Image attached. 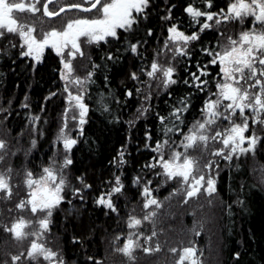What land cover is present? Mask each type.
I'll return each instance as SVG.
<instances>
[{
	"label": "snow or ice",
	"instance_id": "6c2138e0",
	"mask_svg": "<svg viewBox=\"0 0 264 264\" xmlns=\"http://www.w3.org/2000/svg\"><path fill=\"white\" fill-rule=\"evenodd\" d=\"M148 7L149 0H0V39L14 36L16 43L10 46L19 47L21 56L31 58L36 63L41 62L46 50L54 51L62 65L59 74L64 82L62 93L66 103L56 137L63 147V157L59 162L50 158L49 164L42 166L38 175L32 171L26 172L27 199L16 204L18 210L30 212L33 219L20 216L10 226L2 225L4 231L16 241H29L27 248L10 256V264H66L60 252L46 247L44 238L49 231L53 209L65 199V170L73 163L70 154L78 143V137L72 138L71 133L78 129L79 135H83V125L89 111L85 98L89 86L95 83L93 77L101 67L90 61V70L81 76L77 74L74 61L78 57H85L82 44L98 46L102 42L108 43L109 38L119 40V30L132 32L141 18H147L145 10ZM175 7L171 5L166 10L167 15L162 17L169 23L162 47L154 51L150 62L146 63L141 58V67L138 72H132L130 78L143 85L137 87L135 92L137 95L145 93L144 100L149 102L152 99V84L155 83L157 89L167 91L178 83L174 78L178 58L189 61L183 83L190 91L170 106L167 115L156 113L161 136L153 144L145 145L154 155L144 165L145 169L155 172L156 177H164L165 181H179V191L183 193L184 203H187L201 195L212 197L216 194L214 174H219V160L231 161L234 157L254 153L256 145L264 142V137L256 131L257 126L264 131V0H227L224 7H217L214 0H189L183 11L191 18V34L181 31L182 25L173 22L172 9ZM213 8L217 10L213 11ZM73 10L78 14L92 15L65 19L59 29L51 27L46 31L35 27L33 18H58ZM16 14H24L26 18L21 19ZM30 19L33 20L31 24L28 22ZM229 23L239 24L241 30L226 35L220 28ZM208 30L214 32V42L199 49L207 61H195V71H191L193 54L190 45L200 42L201 34ZM147 35H153L151 29ZM144 43L146 41L129 42L127 50L140 56L139 48ZM102 59L114 61L117 57L109 52ZM142 76L147 79L142 80ZM194 93L202 95L203 101L198 109V117L189 123L187 114L193 107L191 98ZM56 95L53 92L46 99ZM126 95L131 97L133 91L128 90ZM168 95L171 96V92ZM99 103L105 111L108 110L103 95ZM150 110L149 104L137 111L143 116ZM29 119L33 127L40 121L37 115ZM70 122L76 128H70ZM146 139L151 141V134H146ZM31 143L33 147L36 146V140L33 139ZM5 149V141L0 140V152ZM193 151H198L199 155H191ZM124 154V150L118 154V170L119 165L126 163ZM4 158L0 154V161ZM11 171L9 168L6 172H0V199L12 198ZM78 179L83 184L82 178ZM132 183L138 188L142 186L138 193L142 215H128L126 224L131 231L125 237L123 247L117 249L130 260L134 259L133 252L137 248H142L145 253L161 250L159 242L154 247L150 246L158 235L155 227L150 235L139 231L144 222L154 223L157 210L162 206L153 195L157 189L152 186L153 180L141 176L134 177ZM109 185V190L99 195L96 203L118 213L113 197L123 195L125 186L121 175L114 174ZM91 187L83 185L84 189ZM82 191L81 188H74L72 194L83 201ZM30 228L34 230L30 231ZM141 237L144 245L149 246L141 244ZM115 239L120 240V236ZM169 251L178 255L173 264H201L198 250L192 242H189V246L179 249L172 247ZM89 260L92 264H99L92 257Z\"/></svg>",
	"mask_w": 264,
	"mask_h": 264
},
{
	"label": "trees",
	"instance_id": "16d2710c",
	"mask_svg": "<svg viewBox=\"0 0 264 264\" xmlns=\"http://www.w3.org/2000/svg\"><path fill=\"white\" fill-rule=\"evenodd\" d=\"M188 2L189 0H157L145 11L147 18H141L140 22L134 25L132 32L122 30L118 34L119 40L111 39L108 43L93 45L85 65L78 63L76 66L75 64L78 72L81 73L90 70V61L101 67L93 77L95 83L89 86L88 96L85 98L89 111L86 123L83 125V135H79L76 130L71 133L72 136L78 137V143L70 154L73 163L65 170L67 201L61 206V210L56 211L55 216L51 217L50 228L58 236L57 242L60 244L59 248L67 264H92L89 257L102 263L107 247L111 246L110 242L117 237L118 233L127 236L131 231L126 224L128 216H116L113 212H106L104 207L95 204L96 198L110 187L109 181L114 179V174L121 175L125 186L123 193L125 199L137 201V191L132 183L136 176L153 180L158 190L157 199L162 205L157 210L159 213L154 218V223L144 222L139 231L150 235L153 227L157 232L163 231L164 226L175 227V225L171 226L173 220L170 221V216L162 215L178 213V210H181L179 205L184 198L183 193L179 191L181 184L176 187L175 181L168 185L164 177H156L155 172L144 168L154 155L145 145L153 144L161 136L156 113L167 115L170 106L190 91L183 83L187 76L185 67L189 66V61L178 58L175 64L177 75L174 77L178 83L172 85L167 91L152 86V99L149 102L144 100L145 93L136 94L135 89L140 87V83L133 81L130 74L138 72L141 67V58L146 63L150 62L154 51L162 46L169 26L162 17L167 15L166 10L172 3L177 4L172 9L173 22H178L187 34H191L189 30L191 18L183 11ZM222 2L223 0H214L215 4ZM237 25L228 30L240 31ZM149 29L152 30V36L147 35ZM220 30L226 33L227 27L221 26ZM213 38L214 32L208 30L201 34L200 42H192L190 45L193 54L191 71H195V61H207V58L199 53V49L209 42H214ZM137 40L146 41L139 48L140 56L127 50L129 42L136 43ZM0 51V109L4 110L0 111V117L7 119L3 123L5 131L9 133V139L16 140L17 136H23L22 144L14 146V151L18 149L24 151H20L21 153L11 160L12 164L9 168L20 173V169L26 164L27 172L32 171L33 174L38 175L41 167L47 166L50 158H54L56 151L62 148L60 145L57 146L58 149L55 146L54 135L59 125L57 119L64 102L57 96L46 99L56 87L62 86L59 74L61 63L56 55L49 53L43 62L35 66L31 61L19 56V47L13 48L8 44H1ZM109 52L117 59L114 61L102 59ZM80 61L78 58V62ZM105 77H107L106 81ZM141 79L147 78L142 76ZM128 90L133 91L131 97L126 95ZM169 92L171 96L168 95ZM101 95L104 97V104L108 107L107 111L99 103ZM25 101L28 107L21 108ZM202 101V95L198 93L192 95L193 107L187 114V122L190 123L198 117V109ZM149 104L151 110L136 120L137 110L142 106L148 107ZM31 114H38L44 118L35 127L36 130L27 125ZM146 134H151V141L146 139ZM34 135L39 142L32 149L31 141ZM122 150L125 152L126 163L119 165L118 170V154ZM261 152L259 161L264 165V144L261 146ZM25 153L27 159L24 156ZM59 159H62V155H59ZM249 163V158L245 157L234 158L231 161L219 160L221 216H219L220 261H217V264H264V189L250 175ZM24 175L26 173L21 174L20 178L23 176L22 181L25 185ZM78 178H82L83 184ZM84 184L92 187L84 189ZM159 185L162 189L158 188ZM74 188L83 190L81 193L83 201L79 196L72 194ZM172 193L176 194L172 195ZM15 196L13 194L12 198ZM171 196L174 197L171 203L174 206L172 208L171 205H167L168 198ZM20 198L24 197L17 196L9 200L7 205L9 213L16 208ZM140 201L139 209L142 214ZM121 203L126 204L125 201ZM121 203L119 206H122ZM11 206L12 211H10ZM187 219L189 226L193 216H188ZM0 220H2L0 221L1 264L4 257L2 253L4 242L8 239L2 225H10L9 220L2 215ZM4 220L7 223H4ZM196 241L201 247L207 244L200 237H196ZM140 242L144 243L143 237ZM154 246L155 243L152 247ZM140 254L145 255L143 249L140 250ZM172 255L174 254L169 250L167 252L161 248L159 253H153L151 260L155 264H173L178 255L173 260Z\"/></svg>",
	"mask_w": 264,
	"mask_h": 264
},
{
	"label": "rangeland",
	"instance_id": "374dc122",
	"mask_svg": "<svg viewBox=\"0 0 264 264\" xmlns=\"http://www.w3.org/2000/svg\"><path fill=\"white\" fill-rule=\"evenodd\" d=\"M180 30L184 31L181 27H180ZM226 31H227L226 35H228L227 34L229 31L228 28ZM78 58L76 59V61H74V67L77 70V74L83 76L85 73H81L80 71L78 72V68L76 66L78 63H80V64L82 63V65H85V61L87 59H89V56H85L84 58H79L81 60L80 62H78ZM75 64H76V66H75ZM61 84H62V86L64 84V82L62 80H61ZM152 86L156 87L155 83H153ZM140 87H143V85L140 84ZM56 91L58 92V94L56 96L59 97L60 100H63L62 102H64V104H63V109H62V111H61V113L57 119V124H59V125H58L56 132H55L54 139L56 142L55 146L57 147L58 145H60L62 147V145L56 141V137H57V133L59 131V128L61 126V116H62V113H63L65 107H66V103H65V96L62 93V89H57ZM33 115H37L40 117V121L35 125V127H36L44 118L38 114H31V116H33ZM140 116H141L140 113L137 112V116L135 119L137 120ZM6 120L7 119L0 117V140H4L5 144H6V149L3 150L2 152H0V154H3L5 157L3 161H0V172H6V170L9 169L10 164H12L11 160L15 159L17 157V155L19 153H21L20 151H24L23 149L22 150L18 149V150L14 151V146L22 144L23 136H21V135L17 136L18 138L16 140L14 138L9 139V133L5 131L4 123H3V122H6ZM27 125L32 126L33 130H36V128L33 127L30 119L28 120ZM69 127L70 128H76V126L74 124H72L71 122H70ZM76 131H78V129ZM36 133H37V131H36ZM35 135H34L33 139L36 140V146H37V143L39 142V140L36 138ZM72 138H77V137L72 136ZM35 147L32 146V149H34ZM58 148L59 147H57V149ZM196 153H198V152L193 151L190 154L193 156H196ZM55 155L56 156H54V158L59 162L60 161L59 155H62V157H63V147L61 148V150L58 149L56 151ZM24 156L27 159L26 153L24 154ZM197 156H198V154H197ZM249 160H250V163H249L250 164L249 165L250 171L252 173L254 180L264 189V165L261 164L259 160L257 161L253 156L250 157ZM23 167L24 168L20 169V173L22 175L27 172V165L24 164ZM20 173L13 171V170L11 171V185L13 188V194H15L16 196L14 198H11L10 200L17 198V196H18V198L24 197L23 199H25V197H26V199H27L26 193H27L28 189H27L26 184L24 185V181H22L23 176L20 178V176H21ZM25 178H26V175H24V179ZM170 182L172 184L175 181H167L168 185H170ZM175 183H177L175 185L176 187L180 184L179 181H176ZM158 188H161V185H159ZM141 190H142V186H141ZM122 197L124 198L123 195L116 194L113 197V203L116 204L120 200V198H122ZM20 199L22 200V198H20ZM173 199H174V197H172V196L168 198V203H169V204L167 203L168 206L171 205V203L173 202ZM194 199H190V202L188 203V206L185 209H183L184 206L179 205L181 210L180 211L178 210V213H170V214L164 213L162 215V216H170L169 217L170 221L173 220V224H171V226L175 225V227H173L174 228L173 229L171 227L167 228L166 226H164V228H163L164 230L163 231L159 230L157 232L158 235H157V237H155L153 239V242H151L150 246L154 245V243L156 244L157 242H159L160 247L164 251L166 250L168 252V250L172 247H176L179 249V244L181 247H185V246H189V242H192L198 250L197 255L199 256L201 264H217V261L218 262L220 261V227H219V220L220 219H219V216H221L220 215L221 201H217L216 199H214V200L212 199L210 201L207 200L204 202H201V201L197 202ZM64 201H65V199H64ZM7 203H9V199H7L6 197L4 199H0V210H1L0 215L4 216L7 220H9L8 224L11 225V223L14 222L15 219L20 217L19 212H24V211L18 210L17 208H14V210L12 211L13 207L11 206L10 209H11L12 213L11 212L9 213L8 207L5 206V205H7ZM62 203L57 208L53 209V213L58 211V210H61ZM193 206H196V207L192 208ZM170 207L171 208L174 207L173 204ZM21 216H23L25 219H33L30 212L25 214V216L21 213ZM188 216H193V219L191 220V223L189 224L190 227L187 225L188 224L187 223V220H188L187 217ZM0 221H2V220H0ZM4 223H7V222L4 220ZM51 225L52 224L50 222L49 231H48V233H46L45 238H44L45 242H46V247H49L53 251H58L62 254V252L59 248L60 244H59V242H57L58 236L50 228ZM168 226H170V225H168ZM29 230L31 231L34 229L30 228ZM196 233H199V235H197ZM6 237H8V239L5 240V242H4L5 246L2 250L4 257H3L1 264H5L6 261L8 262V264H10V256L11 255H17L29 246L28 240L16 241L12 237V235L7 233V232H6ZM196 237L197 238L200 237L201 240L203 238L207 242L206 246L202 245V247H204V249L201 246H198V242L196 241ZM117 241L118 240L114 239L110 242L111 246L107 247V251L104 255V259H103L102 263L99 262V264H155L151 260L153 253H159L161 251L160 250L159 252L145 253V255H143V254H140V250L142 248H140V249L137 248L133 252L134 259L130 260L128 256L117 251L118 248L122 247L121 246L122 243L120 242L121 244L120 243L117 244ZM141 244L144 245V243H141ZM144 246H149V245H144ZM163 246H164V248H163ZM175 257H176V255H172V260ZM176 259H178V256ZM45 263L47 264V262H43V264H45Z\"/></svg>",
	"mask_w": 264,
	"mask_h": 264
},
{
	"label": "flooded vegetation",
	"instance_id": "af4514ba",
	"mask_svg": "<svg viewBox=\"0 0 264 264\" xmlns=\"http://www.w3.org/2000/svg\"><path fill=\"white\" fill-rule=\"evenodd\" d=\"M157 0H149V6L152 4V3H155ZM15 2H20V0H15ZM25 2H26V0H25ZM69 2H72V0H69ZM226 3H227V0H223V2L222 3H218V4H215L217 7H224L225 5H226ZM177 5V4H175V3H172L171 5ZM170 5V6H171ZM187 5H185L184 6V8L186 7ZM149 8V7H148ZM147 8V9H148ZM183 8V9H184ZM147 9L145 10V11H147ZM50 10H52V6H50ZM213 11H216L217 10V8H213L212 9ZM16 15H18L21 19H25L26 18V16L24 15V14H16ZM39 15V14H38ZM77 15H82V16H90V15H92V14H85V13H80V14H78V13H76L75 12V10H73V11H71V12H67L66 14H64L62 17H58V18H52V19H49V18H33L34 19V24H35V27L39 30L40 28H43L44 30H50L51 29V27H56V28H60L61 27V25L65 22V19H72V18H76L77 17ZM28 22L31 24V23H33V20H28ZM237 23H229V24H227V25H221V26H224V27H227V28H230V29H232V27H234L235 25H236ZM238 27H239V30H241V28H240V25L238 24L237 25ZM120 31H122V30H119V32ZM119 32H118V34H119ZM227 32V31H226ZM235 33V31L234 30H229L228 31V35H233ZM226 34V33H225ZM112 38H109V41L111 40ZM11 43H16V38L14 37V36H12V35H8V37L7 38H5V39H0V45L1 44H8V45H11ZM103 43V42H102ZM82 47L84 48V51H85V56H89L90 55V52H91V49H92V47H93V45H87V44H82ZM0 53H1V51H0ZM49 53H52V54H54V55H56L55 54V52L54 51H52V50H46L45 51V54H44V56H43V58H42V60H41V62H43L45 59H46V57H47V55L49 54ZM20 57H23V56H21V55H19ZM57 56V55H56ZM58 57V56H57ZM23 58H26L28 61H31L32 62V64L33 65H38V64H40L41 62H39V63H36L34 60H32L31 58H27V57H23ZM58 59L60 60V58L58 57ZM61 67H62V65H61ZM61 67H60V69H61ZM57 89H63V86H59V87H56L54 90H53V92H55ZM52 92V93H53ZM55 93H57L58 94V92L56 91ZM63 101V100H62ZM26 104V101L23 103V105H25ZM23 105L22 106H20L21 108H26V107H23ZM237 122H240L239 120H237ZM256 131H257V134L258 135H260V136H262V137H264V131H261L260 129H259V127L257 126L256 127ZM264 144V142H259L257 145H256V149H255V152L254 153H249V154H245V155H241V156H239V157H234V158H240V157H245V158H247L248 159V157H249V159H250V157H254L257 161L259 160V155H260V153H262L261 152V146ZM198 152V151H197ZM198 155H199V152H198ZM233 158V159H234ZM250 161V160H249ZM250 167V166H249ZM249 170H250V168H249ZM219 172V171H218ZM250 172V175L252 176V173H251V171H249ZM214 177H215V179H216V189H217V192H216V194L214 195V196H212V197H207V196H205V195H201V196H199L198 198H195L194 200H196L197 202L198 201H201V202H204V201H207V200H214V199H216L217 201H221V195H220V187H219V176H216L215 174H214ZM252 178H253V176H252ZM254 179V178H253ZM255 181V180H254ZM256 182V181H255ZM257 183V182H256ZM258 184V183H257ZM259 185V184H258ZM154 188H156L155 187V185L153 184L152 185ZM260 186V185H259ZM133 187L136 189V191H137V201H134L135 199H125V198H120V200L116 203V206H117V209H118V213L117 212H113V214L114 215H116V216H128L129 214H132V215H135V216H137V217H140L142 214L140 213V209H139V201H140V196L138 195V193L141 191V188H138V187H135L134 185H133ZM261 187V186H260ZM262 188V187H261ZM108 190H109V187H108ZM107 190V191H108ZM107 191H103L102 193H105V192H107ZM101 193V194H102ZM124 193V192H123ZM100 194V195H101ZM157 194H158V190L157 191H155L154 193H153V195L156 197V199H157ZM98 198V197H97ZM67 201V199L65 198V201L64 202H66ZM122 201H125L126 202V204H122L121 202ZM181 201H182V206H184L185 208L188 206V203L190 202V200L187 202V203H184V198L183 199H181ZM63 202V203H64ZM63 203H62V205H63ZM122 204V206H119V204ZM71 204V203H70ZM95 204L97 205V206H102V205H98L97 203H96V200H95ZM7 205H8V203H7ZM7 205H5L6 207H7ZM102 207H104V206H102ZM196 206H193L192 208H195ZM105 208V210H106V212H108V211H110V210H108L106 207H104ZM9 209V208H8ZM60 211V210H59ZM112 212V211H111ZM21 213L25 216V214H27V213H29V212H27V211H24V212H19V215L21 216ZM55 214H56V212H54L53 214H52V216H55ZM120 235V240H118L117 241V244L118 243H120L121 244V246L123 247V242H124V239H125V237L126 236H123V234L122 233H118V235L117 236H119ZM140 249V248H139ZM138 249V250H139Z\"/></svg>",
	"mask_w": 264,
	"mask_h": 264
}]
</instances>
